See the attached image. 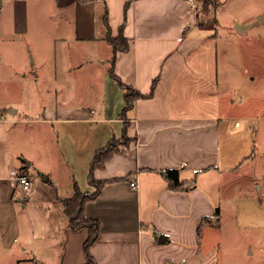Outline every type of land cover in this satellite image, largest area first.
Masks as SVG:
<instances>
[{
    "label": "crops",
    "instance_id": "0c3cea01",
    "mask_svg": "<svg viewBox=\"0 0 264 264\" xmlns=\"http://www.w3.org/2000/svg\"><path fill=\"white\" fill-rule=\"evenodd\" d=\"M49 2L51 19L67 31L51 61L40 63L55 68L48 77L44 69L45 81L60 87L47 91L41 108L26 109L0 75V264H88L89 255L95 264H226L220 254L263 256L264 102L240 103L232 62L221 65V43L232 37L220 21L221 0H197L196 8L188 0ZM30 3L0 0V40L29 31ZM105 9L113 37L123 33L129 44L114 65ZM70 42L77 45L71 80L61 71L73 64ZM112 70L141 95L126 113ZM21 73L14 81L27 78ZM125 130L128 144L95 172L106 184L86 206L101 223L88 254L90 232L70 229L64 201L75 184L96 191L94 157ZM167 170H179L184 189L173 188ZM20 175L33 177L29 194Z\"/></svg>",
    "mask_w": 264,
    "mask_h": 264
},
{
    "label": "rangeland",
    "instance_id": "374dc122",
    "mask_svg": "<svg viewBox=\"0 0 264 264\" xmlns=\"http://www.w3.org/2000/svg\"><path fill=\"white\" fill-rule=\"evenodd\" d=\"M221 2L223 6L218 11L220 21L225 26H231L230 29L232 30L230 42L221 43V65L225 58L230 63L232 62L229 67V74L235 85V96L240 103L250 101L253 106L254 103L262 104L264 102V23L240 34L234 20L237 18L239 21H245L248 24L254 22L260 15L264 14V0H221ZM210 6L211 3H207L205 10H208ZM214 8L215 6L212 9ZM52 10V4L49 0H31L29 31L23 36H14L8 33L7 38L0 40V75L3 77L5 73L7 74L8 81H12L10 86H16L13 91L16 95L12 94L10 98L26 109L41 108L47 102V91L53 90L55 92V88L60 87L59 81L53 82L52 78L49 79L51 82L45 81L44 69L47 70L48 77L54 75L55 68L49 64L45 68L40 63L43 59L51 61V55L54 52L51 47L57 45L59 48L61 44L59 37H64L65 35L62 33L67 31L62 26L58 27L56 22L51 19ZM69 46L73 48V51L69 52L72 55L73 64L65 68L67 70L64 68L61 70L63 74L67 75L74 70L75 59L73 54L76 53L75 49L77 48L76 43L73 42H70ZM224 50L228 51V56L225 55ZM19 70L27 78L24 79V76H21L22 78L19 80L15 78L14 81L13 75L17 74ZM75 70L77 71L76 68ZM221 70L224 73L225 67L222 66ZM37 73L40 75L39 78ZM73 76L74 74H70L68 78L71 80ZM73 81L70 82V85L72 83L75 87L76 84ZM17 94L19 95L17 96ZM219 261L221 263L226 262V264L234 262L236 264H264V255L256 254L254 257H249L243 252L236 253L233 257L223 258L220 254Z\"/></svg>",
    "mask_w": 264,
    "mask_h": 264
},
{
    "label": "trees",
    "instance_id": "16d2710c",
    "mask_svg": "<svg viewBox=\"0 0 264 264\" xmlns=\"http://www.w3.org/2000/svg\"><path fill=\"white\" fill-rule=\"evenodd\" d=\"M108 10L105 9V13L103 15V20L107 29L106 39L112 45L114 49V59L113 65L115 63L116 55L120 51H127L129 49L128 40L124 37L123 33L120 34L119 37L114 38L112 35L111 28L108 22ZM112 75L116 79L120 81L121 86L125 90V100L126 107L125 113L132 110L135 106V102L141 95L132 87L127 84H124L115 74L114 70H112ZM125 133L121 139H113L105 148L99 150L92 162L91 172L89 177V182L92 186L95 187L96 191L94 193H84L81 191L79 186L75 184L74 186V195L69 199L64 201V210L66 215L69 218V227L73 231H79L83 229H87L90 232V236L88 241L86 242V250L89 254L90 248L94 245L100 238L101 231V223L99 220L90 219L86 216V206L89 202L96 200L106 182L97 181L95 179V172L98 169H102L105 167L106 163L117 153L120 152V147L128 144L130 139L128 135ZM165 177L171 182L173 188L176 189H184L185 185L180 182L179 178V170H167L164 172ZM95 264V261L89 255V263Z\"/></svg>",
    "mask_w": 264,
    "mask_h": 264
},
{
    "label": "built area",
    "instance_id": "2783aa9c",
    "mask_svg": "<svg viewBox=\"0 0 264 264\" xmlns=\"http://www.w3.org/2000/svg\"><path fill=\"white\" fill-rule=\"evenodd\" d=\"M190 2V4L196 8L197 7V0H188ZM17 180L19 181V183L21 184L22 188L24 189V191L29 194L34 186V180L33 177L31 176H27V175H20L17 176ZM133 187H137V183L133 182L131 184Z\"/></svg>",
    "mask_w": 264,
    "mask_h": 264
},
{
    "label": "water",
    "instance_id": "95a60500",
    "mask_svg": "<svg viewBox=\"0 0 264 264\" xmlns=\"http://www.w3.org/2000/svg\"><path fill=\"white\" fill-rule=\"evenodd\" d=\"M260 23H264V14L260 15L254 22L249 24H238L237 30L240 34L245 33L247 30L251 29L252 27L259 25ZM41 179L43 181H47L48 178L44 176L43 174L40 175Z\"/></svg>",
    "mask_w": 264,
    "mask_h": 264
}]
</instances>
